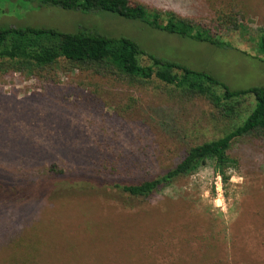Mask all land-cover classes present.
I'll use <instances>...</instances> for the list:
<instances>
[{"label":"rangeland","instance_id":"1","mask_svg":"<svg viewBox=\"0 0 264 264\" xmlns=\"http://www.w3.org/2000/svg\"><path fill=\"white\" fill-rule=\"evenodd\" d=\"M135 1L190 17L230 48L57 9L0 15V25L73 31L92 22L232 89L264 87V55L256 49L264 0ZM222 13L237 25L213 23ZM252 105L246 97L229 114L156 78L130 83L69 64L43 77L0 73V180L17 184L0 186V264H264V140L257 135L233 140L237 164L227 182L206 163L148 202L83 190L98 174L105 180L171 168L190 147L240 125ZM52 166L56 173L46 174L66 177L42 178ZM71 180L83 191L64 185Z\"/></svg>","mask_w":264,"mask_h":264},{"label":"trees","instance_id":"2","mask_svg":"<svg viewBox=\"0 0 264 264\" xmlns=\"http://www.w3.org/2000/svg\"><path fill=\"white\" fill-rule=\"evenodd\" d=\"M41 9H57L88 19H101L103 15L117 16L166 35L215 48H230L220 33L212 32L192 18L173 11L149 10L146 5L135 0H0L1 16L20 10ZM215 22L225 29L237 25L231 14H219L213 19ZM256 49L264 55V29L261 28L257 34ZM142 57H147L150 65H142ZM59 64H69L81 72L89 71L100 77H115L130 83L156 78L182 95L203 97L229 114L233 112L234 104L249 96L253 98V107L240 125L218 139L190 147L171 168L161 173L105 180L98 174L100 176L96 178V183L85 185L84 191L99 187L104 188L106 195L116 193L127 200L148 202L206 163H212L217 175L227 182V171L237 164L229 155L233 140L250 135H257L264 140V87L232 89L209 73L193 70L175 60L154 56L128 37H109L92 22L87 27L77 26L73 31L0 25V73L18 72L43 77L48 76ZM55 167L45 169L41 177L65 178L66 174H46L56 173ZM66 182L64 185L67 188L83 191L76 187L75 180ZM16 185L0 180L1 187L15 188ZM18 242L13 243V249Z\"/></svg>","mask_w":264,"mask_h":264}]
</instances>
